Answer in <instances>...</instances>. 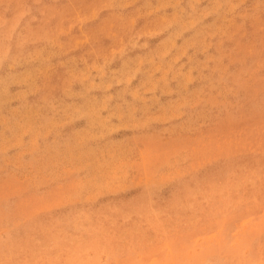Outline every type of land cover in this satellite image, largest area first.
Segmentation results:
<instances>
[{"label":"rangeland","instance_id":"1","mask_svg":"<svg viewBox=\"0 0 264 264\" xmlns=\"http://www.w3.org/2000/svg\"><path fill=\"white\" fill-rule=\"evenodd\" d=\"M0 264H264V0H0Z\"/></svg>","mask_w":264,"mask_h":264}]
</instances>
